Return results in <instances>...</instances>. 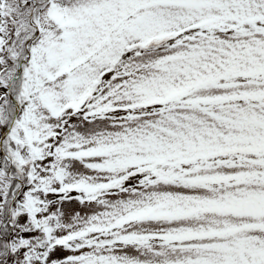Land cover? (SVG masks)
Wrapping results in <instances>:
<instances>
[{"label": "snow or ice", "instance_id": "6c2138e0", "mask_svg": "<svg viewBox=\"0 0 264 264\" xmlns=\"http://www.w3.org/2000/svg\"><path fill=\"white\" fill-rule=\"evenodd\" d=\"M0 264H264V0H0Z\"/></svg>", "mask_w": 264, "mask_h": 264}]
</instances>
